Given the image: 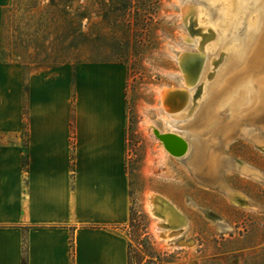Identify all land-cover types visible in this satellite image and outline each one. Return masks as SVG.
<instances>
[{
    "label": "rangeland",
    "instance_id": "obj_1",
    "mask_svg": "<svg viewBox=\"0 0 264 264\" xmlns=\"http://www.w3.org/2000/svg\"><path fill=\"white\" fill-rule=\"evenodd\" d=\"M263 1L9 0L4 8L3 56L19 63L24 73L87 62L125 67L129 264H264V130L253 119L242 120L248 98L240 85L231 100L209 104L226 87L227 72L240 74L231 62L255 37ZM192 38L194 43L188 41ZM201 53L212 65L191 88L188 102L179 100L177 105L183 106L173 117L188 121L203 113L208 119L210 109L221 123L232 113L241 116L234 118L231 139L221 146L224 169L213 182L195 175L189 159L165 154L152 133V128H170L160 90L183 92V69L193 60L200 63ZM244 80L238 76L232 85ZM218 134L203 132L207 149L215 147ZM238 158L261 178L247 174L242 166L238 172ZM226 183L240 185L258 202L228 195ZM152 195L169 221H158L160 237L152 228L157 219L147 210ZM168 229L174 236L164 238Z\"/></svg>",
    "mask_w": 264,
    "mask_h": 264
},
{
    "label": "crops",
    "instance_id": "obj_2",
    "mask_svg": "<svg viewBox=\"0 0 264 264\" xmlns=\"http://www.w3.org/2000/svg\"><path fill=\"white\" fill-rule=\"evenodd\" d=\"M8 3L0 0V264H129L125 67L24 73L3 56Z\"/></svg>",
    "mask_w": 264,
    "mask_h": 264
},
{
    "label": "bare ground",
    "instance_id": "obj_3",
    "mask_svg": "<svg viewBox=\"0 0 264 264\" xmlns=\"http://www.w3.org/2000/svg\"><path fill=\"white\" fill-rule=\"evenodd\" d=\"M260 4L257 5L260 6ZM255 34H254L255 37L252 38L250 44H248L249 47L250 46L253 47L249 49L248 46H246L247 44H245L244 47H242L240 51L237 52L234 61L231 62V66H234V68H239L240 74L238 76H241V78L243 77L245 78V80L243 81L244 83L242 81H238L236 85L233 86L232 82L233 80L238 79V76L232 74L231 72L229 73L227 72V77L224 79V82L225 83L227 82L226 87L223 88L224 89L223 92H221L217 97L211 99L209 104L212 103L213 101H219V103H222L226 100H231L232 97L235 94H237L236 88L240 85L241 87H243L242 90L246 91L248 98V105L243 109L244 116L242 115L243 116L242 120L250 121L251 119H253L257 123H259V129L264 130V118H263L264 116V11L263 10L261 11L259 27L257 33ZM188 41L194 43L193 38L192 40L190 39ZM230 42L231 41L229 39V43ZM194 46H196V44ZM201 55L202 58L199 57L201 60L200 63H198L197 60H193V61L190 60L191 62H188L189 66L186 65L185 68L183 69V78L185 79L186 82V83L184 82L186 88L182 89L183 92H178L173 89L160 90V97L166 112L165 119L168 121L169 123L168 125L170 128L166 129L165 131H159L155 128H152V133L154 134L155 137L156 136L159 137V139L157 138L158 144L161 150L165 154L179 161H182L183 159H189L190 163H192L195 166L193 170L195 175L203 174L206 177L208 176L209 180L213 182L212 180L215 181H217L218 179L220 180V170L222 172L225 164V161L223 160V155L221 153V146L230 141L233 128L236 125V121H234V118L238 117L239 114L238 113L230 114L231 119L223 123H221L220 116L214 109H210L209 113L207 114L208 119H205L203 113H200L199 115H195L196 114L195 113L193 117L188 119V121H183V119L181 121H177V119L173 117V112L175 114V111L177 112V110L180 108V105L183 106L184 101L185 103L188 102L191 93V88L197 84L202 72L208 68V64L209 66L212 65L210 60L205 57L206 55H204V53L203 54L201 53ZM223 73H226V70ZM228 86L230 87L233 86L232 89L234 91L231 90L228 92L227 89ZM174 91L177 92V95H175V97L170 99V95L168 94ZM179 100H183V102L182 104L177 105V103H179ZM184 124H189V125L186 126ZM203 128H205L206 131L205 130L203 131L202 130ZM203 132L219 133L218 134L220 135L219 138L218 139L214 138L215 147L213 145V147L207 149L206 145L204 144V139L201 138ZM225 190L227 194L232 193V192L229 193L228 189ZM152 198L153 195L151 198L147 199L146 202L147 210L151 216L157 219V222L153 224L152 228L154 229V234L160 237V233L156 230V227L160 225L158 221H163L165 223L169 221L165 218L164 215L160 214L159 209L156 203H154V201L152 200ZM218 223L219 225L228 227L227 225L222 224V222L220 221H218ZM169 230L170 229H168L165 232L164 238H170L174 236L173 234L169 233Z\"/></svg>",
    "mask_w": 264,
    "mask_h": 264
},
{
    "label": "trees",
    "instance_id": "obj_4",
    "mask_svg": "<svg viewBox=\"0 0 264 264\" xmlns=\"http://www.w3.org/2000/svg\"><path fill=\"white\" fill-rule=\"evenodd\" d=\"M51 4H52V0H51ZM71 129H72V124H71ZM26 162H27L26 161V154L24 153L23 157H22V166L23 167H25ZM21 264H26L25 256L22 257Z\"/></svg>",
    "mask_w": 264,
    "mask_h": 264
},
{
    "label": "water",
    "instance_id": "obj_5",
    "mask_svg": "<svg viewBox=\"0 0 264 264\" xmlns=\"http://www.w3.org/2000/svg\"><path fill=\"white\" fill-rule=\"evenodd\" d=\"M192 55H193V54H192ZM192 55H191V56H192ZM187 56H188V55H187ZM187 56H185V57H187ZM181 65H182V64H181ZM168 95H170V99H171V98L175 97V95H177V92H175V91H174V92H170ZM156 138L159 139V137H157V136H156ZM235 164L237 165V166H236V167H237V170H239L238 172H240V169H239V168H240V166H242V164L239 163L238 161H236Z\"/></svg>",
    "mask_w": 264,
    "mask_h": 264
},
{
    "label": "flooded vegetation",
    "instance_id": "obj_6",
    "mask_svg": "<svg viewBox=\"0 0 264 264\" xmlns=\"http://www.w3.org/2000/svg\"><path fill=\"white\" fill-rule=\"evenodd\" d=\"M259 23H260V21H259Z\"/></svg>",
    "mask_w": 264,
    "mask_h": 264
}]
</instances>
